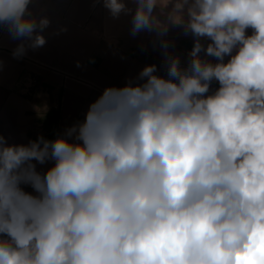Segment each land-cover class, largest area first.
<instances>
[{
  "label": "clouds",
  "instance_id": "9594fccd",
  "mask_svg": "<svg viewBox=\"0 0 264 264\" xmlns=\"http://www.w3.org/2000/svg\"><path fill=\"white\" fill-rule=\"evenodd\" d=\"M33 2L0 0L17 59L46 43ZM96 2L155 33L168 78L146 65L54 140L0 135V264H264V0Z\"/></svg>",
  "mask_w": 264,
  "mask_h": 264
},
{
  "label": "crops",
  "instance_id": "0c3cea01",
  "mask_svg": "<svg viewBox=\"0 0 264 264\" xmlns=\"http://www.w3.org/2000/svg\"><path fill=\"white\" fill-rule=\"evenodd\" d=\"M30 9L38 19L50 20L41 33L44 46L29 48L17 59L12 51L19 41L10 39L6 30L0 32V135L8 144L63 135L84 121L90 104L105 88L135 81L146 65L155 64L156 74L168 78L162 49L158 41L154 43L155 33L133 37L131 15L121 13L113 18L96 0H34ZM247 31L250 35L252 30ZM167 39L173 42L169 51L180 56L181 67H187L193 36L173 25ZM202 43L206 46L209 41ZM201 57L218 62L203 52ZM229 59L226 56L225 62ZM218 88V81L213 80L209 94ZM53 163L37 164V171L46 173ZM22 187L35 194L30 186Z\"/></svg>",
  "mask_w": 264,
  "mask_h": 264
}]
</instances>
